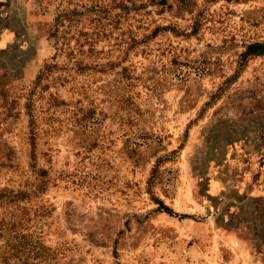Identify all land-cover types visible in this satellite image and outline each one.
Listing matches in <instances>:
<instances>
[{
	"label": "rangeland",
	"instance_id": "374dc122",
	"mask_svg": "<svg viewBox=\"0 0 264 264\" xmlns=\"http://www.w3.org/2000/svg\"><path fill=\"white\" fill-rule=\"evenodd\" d=\"M253 42L264 0H0V264H264Z\"/></svg>",
	"mask_w": 264,
	"mask_h": 264
},
{
	"label": "trees",
	"instance_id": "16d2710c",
	"mask_svg": "<svg viewBox=\"0 0 264 264\" xmlns=\"http://www.w3.org/2000/svg\"><path fill=\"white\" fill-rule=\"evenodd\" d=\"M61 1L64 2L65 0H61ZM78 11L79 10H77L76 8H70L68 6H64L60 10H57V13L55 15L54 30L52 32V37H54L58 43L62 39V44L63 43L66 44L68 43L66 41H70L74 38L77 41V48L83 47L88 43L89 41V38L87 36L88 33L80 29L72 30V26L69 24L75 21L74 15ZM158 30L159 28L155 29L153 33H156ZM78 50L80 53H83L82 49H78ZM72 51H73L72 54H75V49H73ZM243 55L247 57L248 56H261V55L264 56V42H253L249 44L245 52H243ZM45 72H46L45 68H43L40 71L37 82L43 78V76L45 75L44 74ZM160 203H161L160 207L163 208L166 212L170 214L175 213L169 206H167L166 204L162 202ZM11 255L12 254L10 255L5 254L3 257L4 259H8L9 257H11Z\"/></svg>",
	"mask_w": 264,
	"mask_h": 264
}]
</instances>
